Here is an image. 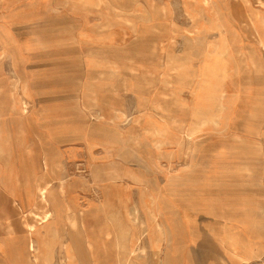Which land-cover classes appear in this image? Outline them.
I'll list each match as a JSON object with an SVG mask.
<instances>
[{
	"label": "rangeland",
	"instance_id": "1",
	"mask_svg": "<svg viewBox=\"0 0 264 264\" xmlns=\"http://www.w3.org/2000/svg\"><path fill=\"white\" fill-rule=\"evenodd\" d=\"M112 217L129 264L264 251V0H0V264H120Z\"/></svg>",
	"mask_w": 264,
	"mask_h": 264
},
{
	"label": "crops",
	"instance_id": "2",
	"mask_svg": "<svg viewBox=\"0 0 264 264\" xmlns=\"http://www.w3.org/2000/svg\"><path fill=\"white\" fill-rule=\"evenodd\" d=\"M232 219V218H231ZM182 223L184 228L189 232V237H191L192 234L191 231L193 232L194 227L196 226L195 224L198 223L197 219L195 216L192 214L188 213L181 218ZM236 219L234 220H228V222L234 221L231 224H228L230 228L227 227H221V233L223 236H227L229 239V242L231 244H236L239 246L234 247L231 245L228 241H226V244L229 247V253L227 257H223L220 261H212L208 257V236L206 237V246L204 250L202 251L199 247H197V243L191 242L188 243V249L185 247V251H183V247H178L177 249H174L170 251V256H167L166 264H168V259L170 260L171 264H230L231 262H236V264H258L260 263V258H264V251L261 250V245L258 243L256 240H253V237H250L247 235H251V230L244 231L243 229V234H236L234 229L232 227L237 226V222H235ZM213 221H220L223 222L222 220H213ZM239 221V219L237 220ZM195 225V226H194ZM211 226V225H208ZM206 233L209 235L211 238H214L215 244H221L222 247V239H219V228H213V227H208ZM245 232V233H244ZM239 235H242V237H237ZM193 246H196V248H193ZM255 249L258 250L256 254ZM217 251H219L220 256L221 252L219 248H216ZM181 254L182 259H181ZM169 255V252L167 253ZM222 257V256H221ZM238 258L240 261H235L233 258ZM264 264V263H262Z\"/></svg>",
	"mask_w": 264,
	"mask_h": 264
},
{
	"label": "bare ground",
	"instance_id": "3",
	"mask_svg": "<svg viewBox=\"0 0 264 264\" xmlns=\"http://www.w3.org/2000/svg\"><path fill=\"white\" fill-rule=\"evenodd\" d=\"M204 2V1H203ZM207 3V2H206ZM185 5V4H184ZM208 8V7H207ZM210 10V9H209ZM190 13V12H189ZM213 13V12H212ZM262 17V16H261ZM193 19V18H192ZM218 20V19H217ZM196 21V20H195ZM214 22V21H213ZM212 22V23H213ZM242 22V21H241ZM243 23V22H242ZM245 25V24H244ZM216 26V25H215ZM212 30V29H211ZM258 36V35H257ZM23 103V102H22ZM219 103V102H218ZM27 107V106H26ZM213 122V121H212ZM201 123V122H199ZM207 123V122H206ZM209 124V123H208ZM198 125V124H197ZM202 125V124H201ZM195 131V130H194ZM156 132V131H155ZM184 134V133H183ZM192 134V132H191ZM195 135V134H194ZM48 185H44V187H42L40 189L41 192V197L45 200V192L47 191ZM43 205V204H42ZM131 207V206H130ZM39 210V209H38ZM136 208L135 206H132L128 211L129 214H135ZM34 212V211H33ZM43 212V211H42ZM45 214V213H44ZM110 222L112 223L113 226L116 227L117 229V236H116V253L119 256V263L120 264H129V258L131 253H133L135 251V249H133L130 245L129 242L127 240V236H128V229L126 227L122 228L119 220L116 217H112L110 219ZM55 234V233H54ZM136 236V235H135ZM32 248V247H31ZM31 250V249H30ZM41 261V260H40ZM161 264H164V259L162 260Z\"/></svg>",
	"mask_w": 264,
	"mask_h": 264
}]
</instances>
